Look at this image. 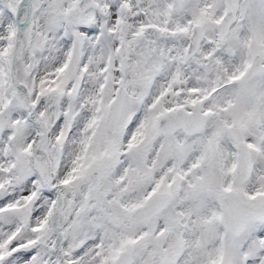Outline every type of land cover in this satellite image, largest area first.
Listing matches in <instances>:
<instances>
[{"label":"snow or ice","instance_id":"obj_1","mask_svg":"<svg viewBox=\"0 0 264 264\" xmlns=\"http://www.w3.org/2000/svg\"><path fill=\"white\" fill-rule=\"evenodd\" d=\"M0 264H264V0H0Z\"/></svg>","mask_w":264,"mask_h":264}]
</instances>
